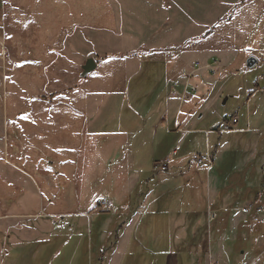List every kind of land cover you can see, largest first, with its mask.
I'll use <instances>...</instances> for the list:
<instances>
[{"label":"rangeland","instance_id":"374dc122","mask_svg":"<svg viewBox=\"0 0 264 264\" xmlns=\"http://www.w3.org/2000/svg\"><path fill=\"white\" fill-rule=\"evenodd\" d=\"M250 57L258 61L251 69ZM89 59L99 69L83 79ZM213 61L216 73L204 69ZM138 62L142 71L125 86ZM188 80L197 92L184 95ZM256 84L262 91L249 97ZM192 98L207 103L198 130L212 134L220 121L239 119L237 132L208 143L193 135L179 156L192 161L208 146L216 157L199 249L210 264L213 254L215 264H264V0H0V264H84L93 244L94 256L106 249L89 235L80 251L67 222L81 187L95 188L88 202L105 197L128 218L127 192L148 191L144 178L176 149L170 110L176 102L175 118L197 113ZM180 185L174 195L154 186L157 210L168 193L181 201ZM148 213L137 238L146 226L169 237L165 215Z\"/></svg>","mask_w":264,"mask_h":264},{"label":"crops","instance_id":"0c3cea01","mask_svg":"<svg viewBox=\"0 0 264 264\" xmlns=\"http://www.w3.org/2000/svg\"><path fill=\"white\" fill-rule=\"evenodd\" d=\"M112 62L117 66L118 61L114 60ZM138 63L139 66L137 68L130 69V71H134L132 74L125 68L128 72L126 75L124 74V76H126V81L142 71L143 65L141 66V63ZM113 64L111 63V65ZM129 65L134 67V64ZM97 69H99V67H97ZM122 81L124 82V80ZM123 82L119 81L120 84H123L122 86L116 85V87L119 86L117 95L119 98H123L124 103H126L125 98H127L126 95L128 92L126 88L123 90L125 83ZM128 84L129 81L125 83V86ZM114 90L115 89H109L108 92L111 91L114 93ZM105 94H107V92ZM104 97L105 96L102 95L101 99L104 100ZM112 98L114 97L110 96L108 102L111 103L113 101ZM201 99L197 98L195 100V98H192L188 101L190 103L196 101V105L195 103L194 105L198 106L200 110L195 114V111L193 112L192 109L185 115L183 113V116H181V111L175 118V110L177 108L176 102L174 109L170 110V119L174 116V125L170 127L169 133L172 141H174L173 143L176 145V149L173 151L172 155L169 156V158L172 156V159L168 161L169 170L162 172L158 170L155 171L154 168L153 177L149 178V180L144 178V182H146L148 186V191L139 194L138 191L132 189L130 193L127 192L128 195L132 193L128 201H131L132 205H134V208L130 210L129 213L127 211V213L125 212L128 218L119 217L121 213L124 212V207L120 209L119 206H115L116 204L113 202H111L112 204L110 203V207L105 209L99 207L102 201L96 202L94 201L95 199H93L88 202L90 197L85 196V194L94 196L95 188L91 187L90 191L88 190L89 187L85 190L81 187L80 205L75 207L77 209L76 216H74V218L72 217L67 222L70 224V220L73 219V230L80 251L86 245L85 242L89 239V235L95 236V247H100L102 249L106 248L101 250L97 256H94V244L92 242L93 247H91L88 260L84 261V264H210L207 251L199 249L200 242H197L195 231L197 230V226L203 224V218L205 216L207 218L208 216L209 203L206 201L207 197L204 195L205 185L208 183V179L209 182L213 180L210 173L215 169L216 157L207 146V151L204 153L209 152L215 158L212 170H209L205 165H199L193 161L186 162L183 158H179L184 146L193 135L205 134L208 143L209 137L214 134L208 135L207 132H209V130H198L199 125L204 121L203 112L206 110L207 105V103H204L199 106V103L203 102ZM172 101L173 100H170L168 109ZM204 102H207V100H204ZM104 108L105 107H101V111L105 110ZM69 114L67 113V115ZM64 115L66 114L64 113ZM220 125L221 123L218 126ZM127 133L124 132V135H127ZM78 134L81 135L80 129L78 130ZM79 146L80 143L79 145L75 143L74 149H77ZM138 166H140V162H138ZM140 171H142V169L138 170V181H141L143 174ZM202 175L207 177L205 181L202 180ZM214 180L217 179L214 178ZM177 184H181L179 188L181 189V187H183L181 192H184L185 196L182 197L179 202L177 198H172L170 193H168V203H165L167 208L164 211H162L163 209L157 210L159 198L155 196L154 186L156 185L155 188L164 186L165 190L172 189L173 192H171V194L174 195ZM120 190L121 189H119V191ZM212 193L214 195V190ZM116 196L120 197L122 195L117 194ZM218 197H220V194ZM104 199L105 197H102V200ZM119 204H121V202ZM148 212H160L159 214L165 215L164 226H169L171 230V235L169 237H157L155 229L157 226H146L145 232L137 238L142 227L141 222L149 216ZM159 225L161 226V224ZM70 227L71 226L63 227L60 234L61 238L67 236L66 233L70 230ZM213 258H215L214 254L212 255L211 264H215ZM256 259L255 261L257 263ZM252 263L255 264V262Z\"/></svg>","mask_w":264,"mask_h":264},{"label":"built area","instance_id":"2783aa9c","mask_svg":"<svg viewBox=\"0 0 264 264\" xmlns=\"http://www.w3.org/2000/svg\"><path fill=\"white\" fill-rule=\"evenodd\" d=\"M217 65V61H213L212 64H206L204 69H207L209 71H211L212 73H216L215 70V66ZM198 68H201L200 66ZM203 69V68H201ZM189 78L191 80L192 76L189 75ZM190 80H188L186 82V84L184 85V90H183V94L187 95V94H193L197 92V89L195 87L192 86V84L190 83ZM175 94H178L177 90L175 91ZM238 126H239V119L238 118H232V119H226L223 120L221 125L218 126L216 129L212 130L213 133H231V132H237L238 131ZM208 135L211 134V132H207ZM192 161L194 163H197L199 165H205L207 166V168L209 170H211L214 167V163H215V158L214 156L211 155V153L207 152L206 154H193L192 155ZM156 170L158 171H162V172H166L169 168L168 163L166 162H161L160 164L156 165ZM111 204L106 200H102L101 204H100V208L101 209H105L110 207ZM252 209L251 206H246L243 208V210H247L250 211ZM213 223V222H211Z\"/></svg>","mask_w":264,"mask_h":264},{"label":"water","instance_id":"95a60500","mask_svg":"<svg viewBox=\"0 0 264 264\" xmlns=\"http://www.w3.org/2000/svg\"><path fill=\"white\" fill-rule=\"evenodd\" d=\"M258 64V61L256 60V58L254 57H250L247 60V67L249 69L255 67ZM97 62L93 59H89L86 63V65L83 67V73H82V78H86L88 75L92 74L93 72H95L97 70Z\"/></svg>","mask_w":264,"mask_h":264},{"label":"trees","instance_id":"16d2710c","mask_svg":"<svg viewBox=\"0 0 264 264\" xmlns=\"http://www.w3.org/2000/svg\"><path fill=\"white\" fill-rule=\"evenodd\" d=\"M247 46V45H246ZM245 46V47H246ZM251 49L249 48V49H247V47H246V50L245 51H240L239 52V54H241L240 56L241 57H244V58H247V57H249V55L251 54ZM133 57H135V58H138V55L137 54H135ZM258 91H262V89L261 88H259L258 87V85L256 84V87L253 89V90H251L250 92H249V97H251V96H253L256 92H258ZM257 206V205H256Z\"/></svg>","mask_w":264,"mask_h":264}]
</instances>
